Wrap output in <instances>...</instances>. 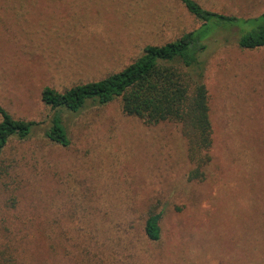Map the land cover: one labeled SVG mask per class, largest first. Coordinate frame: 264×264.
Segmentation results:
<instances>
[{"label": "rangeland", "instance_id": "rangeland-1", "mask_svg": "<svg viewBox=\"0 0 264 264\" xmlns=\"http://www.w3.org/2000/svg\"><path fill=\"white\" fill-rule=\"evenodd\" d=\"M8 1L23 10L6 16L9 22L0 17V108L37 126L27 141L11 140L0 159V229L13 227L37 259L43 234L30 246L27 227L77 205L83 219L102 211L118 264H264L263 168L257 173L264 161V49L209 41L202 57L212 161L207 179L191 182L176 125L146 126L124 115L118 101L87 104L64 115L70 143L61 147L44 137L51 112L40 100L44 87L61 92L100 80L145 46L198 28L177 0ZM196 1L227 16L264 12V0ZM149 207L162 213L157 242L142 232Z\"/></svg>", "mask_w": 264, "mask_h": 264}, {"label": "trees", "instance_id": "trees-1", "mask_svg": "<svg viewBox=\"0 0 264 264\" xmlns=\"http://www.w3.org/2000/svg\"><path fill=\"white\" fill-rule=\"evenodd\" d=\"M177 1L199 22L198 28L163 45L145 46L133 62L100 80L78 84L61 92L50 87L41 90L40 100L51 112L44 130L49 143L68 147L65 114H77L87 104L103 107L118 101L124 115L136 118L146 126L176 125L192 164L188 181L207 179V168L212 161L213 132L205 85L206 62L202 56L211 39L221 44L234 42L243 50L264 49V12L256 17L240 18L207 10L196 0ZM14 10L22 11L23 8L0 0L2 19L8 21L6 16ZM36 126L33 121L14 119L0 108V159L11 140L27 141ZM261 168L264 171L263 160L257 173L260 174ZM259 185L263 184L259 181ZM77 208V205L66 208V215L60 212L63 220L56 210L49 224L27 227L31 228L30 246L35 237L43 234L44 242L40 240L41 251L37 259L32 252L29 254L21 248L22 242L14 237L13 227L3 225L0 229V264H118L115 253L109 250V237H105L110 236L111 230H107L106 222L99 218L102 211L92 213V219H83L78 217ZM161 217L162 213L152 208L145 214L142 232L148 241L160 240Z\"/></svg>", "mask_w": 264, "mask_h": 264}]
</instances>
